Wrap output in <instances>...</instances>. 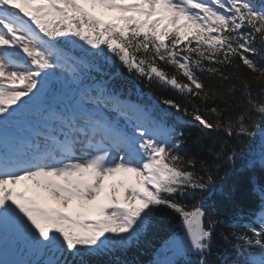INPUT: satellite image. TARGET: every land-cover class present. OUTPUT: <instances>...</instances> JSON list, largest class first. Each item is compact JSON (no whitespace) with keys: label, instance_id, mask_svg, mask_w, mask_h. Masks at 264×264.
I'll use <instances>...</instances> for the list:
<instances>
[{"label":"snow or ice","instance_id":"6c2138e0","mask_svg":"<svg viewBox=\"0 0 264 264\" xmlns=\"http://www.w3.org/2000/svg\"><path fill=\"white\" fill-rule=\"evenodd\" d=\"M117 63L161 97L90 75ZM257 135L249 171L264 170V0H0V250L39 257L3 264H89L166 210L182 234L154 264H264V186L228 223L204 195Z\"/></svg>","mask_w":264,"mask_h":264},{"label":"trees","instance_id":"16d2710c","mask_svg":"<svg viewBox=\"0 0 264 264\" xmlns=\"http://www.w3.org/2000/svg\"><path fill=\"white\" fill-rule=\"evenodd\" d=\"M107 73H114L116 79L112 83L122 96L138 100L147 104L153 97L160 98L161 88L147 80H141L129 74L127 70L117 63L114 67L105 66V74L90 73L97 79H109ZM85 82H91L86 80ZM188 131H193L194 126L189 125ZM189 143L193 148L197 145ZM259 135L247 140L242 148L243 155L234 164L222 165L217 176V187L211 192L205 193V199L215 205L221 212L226 223L230 222L234 215L243 211L255 210L259 204L260 189L264 186V170L257 168L249 171L245 167V161L250 155L259 151ZM191 203L192 201H188ZM182 221L178 214L166 210V214L158 217L155 227L141 237L139 242L126 251L114 252L111 255H102L89 258V264H154L157 259H163L164 243L174 234H182ZM230 231V229H225ZM217 241L219 237L217 236ZM213 248V256L215 255ZM30 258H33L28 253ZM170 255V254H169ZM39 259V257H34ZM33 258V259H34ZM177 259H180L177 257Z\"/></svg>","mask_w":264,"mask_h":264},{"label":"rangeland","instance_id":"374dc122","mask_svg":"<svg viewBox=\"0 0 264 264\" xmlns=\"http://www.w3.org/2000/svg\"><path fill=\"white\" fill-rule=\"evenodd\" d=\"M63 73H58V76L63 77ZM3 260L13 262V261H26V254L24 250L22 252L15 250L12 245H9L8 241L4 244L2 250H0V264H3Z\"/></svg>","mask_w":264,"mask_h":264}]
</instances>
